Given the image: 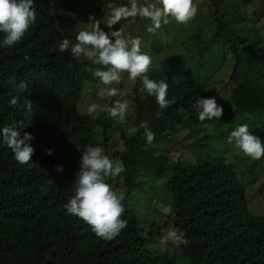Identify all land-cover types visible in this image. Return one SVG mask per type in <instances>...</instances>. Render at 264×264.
<instances>
[{
	"label": "trees",
	"instance_id": "1",
	"mask_svg": "<svg viewBox=\"0 0 264 264\" xmlns=\"http://www.w3.org/2000/svg\"><path fill=\"white\" fill-rule=\"evenodd\" d=\"M53 1L0 0V264H173L179 256L189 264H264V215L249 211L232 162L223 153L211 156L205 142L213 137L224 143L227 134L208 87L213 73L230 62L228 84L220 86L230 91L224 112L241 118L242 142L256 155L255 163L264 158V36L256 29L258 18L243 13L252 0H205L211 13L195 40L201 32L208 37L193 43L185 59L190 70L176 71L175 61L168 63L175 79L146 62L162 51L156 40L145 46L151 29L143 19L149 17L174 40L178 27L183 29L181 6L163 16L144 0H103L67 20L66 40L52 17ZM158 2L166 9L168 0ZM111 8H122L125 19L138 15L128 41L141 62L128 70L134 78L125 121L132 132L125 137L119 130L124 151L116 177L143 180L160 161L159 175L171 173L180 237L164 227L142 229L126 196L108 208L106 181L90 169L95 146L111 159L107 145L114 116L112 107L84 114L78 104L91 68L114 67L117 53L113 47L109 59L80 63L75 50L80 31H74L90 20L105 26ZM118 19L109 18L116 45ZM180 127L191 133L189 148L201 160L169 158L165 145ZM79 178L92 184L93 202L77 194Z\"/></svg>",
	"mask_w": 264,
	"mask_h": 264
},
{
	"label": "rangeland",
	"instance_id": "2",
	"mask_svg": "<svg viewBox=\"0 0 264 264\" xmlns=\"http://www.w3.org/2000/svg\"><path fill=\"white\" fill-rule=\"evenodd\" d=\"M103 0H54L52 3V17L63 32V37L67 40L70 36L68 28V19L75 15L77 11L89 12L93 7H97ZM133 0H119L121 3H131ZM145 4L151 6L156 5L154 12L167 15V9L181 6L182 25L183 29H177L176 38L170 37L168 40L157 28L156 23L148 22L149 17L143 19L151 29V32L145 40L147 46L151 40H156L162 51L157 60H152L150 52L146 62L152 64L157 69L158 73L168 75L175 79V75L170 69V63L175 61L174 69L176 71L190 70L186 66L185 59L191 56V49L195 47V42L205 40L208 34L201 32L200 38L195 40L198 27L203 28L209 21L210 5L205 0H172L167 2L166 9H161V6L155 0H144ZM142 7V6H137ZM122 8L110 9L105 13L103 21L105 26L99 28L100 21H87L84 24H79L74 32L80 31V38L76 42L75 50L80 63L91 65L99 59H109L110 50L114 47L117 53L116 64L113 66L102 64L91 68L90 77L86 81L82 91V97L78 104V111L84 114L105 113L112 107L113 120L110 128V139L107 145L108 155L111 159L105 157V151L101 146H95L91 152L90 169L100 176L102 181H106L103 197L105 203L110 208L113 204L122 201L125 196L131 208L136 209L139 216V223L145 231L152 226L164 227L163 232L166 234L177 233L181 236L180 224L178 223V209L175 208L173 194L168 186V181L171 173L159 175V171L163 166L160 161H155L151 175L143 178V180L134 181L137 178H132L129 182L124 181L121 177H116L117 169L120 164V158L124 151L123 139L121 138L120 128L124 131V136L131 135L130 126L126 124L125 115H130L131 101L130 87L133 82L134 75L128 70L140 66L141 62L133 55L134 49L128 41L130 33L138 28L136 21L137 14H134L131 19L122 17ZM255 12V14H252ZM243 13L246 16L257 19L256 29L264 36V0H252L244 9ZM118 15L119 23V40L118 44L114 43L115 34L111 33L109 18ZM159 16V15H157ZM102 21V19H101ZM178 26L177 23L174 22ZM133 29L130 31V27ZM155 30V33L152 31ZM65 35V36H64ZM264 44V39H263ZM193 47V48H194ZM152 60V61H151ZM230 62L223 64L217 72H214L212 85L208 87L219 120H222L223 126L221 129L226 131L224 143L217 142L213 137L206 140L208 144L209 154L213 157L221 156L223 153L232 162L235 167L238 178L244 186L245 195L248 200L249 211L254 215H264V158L255 163L256 155L250 153L242 142L241 136L244 135L242 130L241 118H229L224 112V105L230 104L229 89L220 88L222 84H228V76L230 72ZM210 81V80H209ZM230 129V130H228ZM172 143L165 145L167 150L171 151L169 158L175 161L177 158H182L184 161L193 162V158H200L199 153L196 154L190 144L193 142L191 133L185 128L180 127L173 134ZM201 149H197L199 151ZM192 151V152H191ZM225 151V153H224ZM221 153V154H220ZM107 164L112 166L113 175L111 174ZM153 174V177H151ZM83 178L77 180L76 192L87 202H93V188L89 182H82ZM170 215V216H169ZM169 216V217H168ZM105 221L107 218L104 219ZM144 231V232H145ZM185 244L183 240H181ZM177 244H174L175 248ZM173 264H189V260L183 256L175 259Z\"/></svg>",
	"mask_w": 264,
	"mask_h": 264
}]
</instances>
